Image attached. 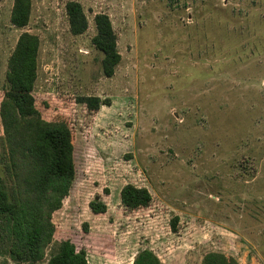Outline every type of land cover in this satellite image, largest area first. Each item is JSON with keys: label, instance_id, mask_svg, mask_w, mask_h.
<instances>
[{"label": "rangeland", "instance_id": "rangeland-1", "mask_svg": "<svg viewBox=\"0 0 264 264\" xmlns=\"http://www.w3.org/2000/svg\"><path fill=\"white\" fill-rule=\"evenodd\" d=\"M15 0L0 1V176L8 150L1 104L20 35L40 39L33 95L42 118L66 122L76 179L55 212L54 242L71 241L89 264H201L220 253L264 264V0H31L29 25L11 24ZM82 5L88 30L70 33L66 5ZM109 16L121 62L102 70L94 18ZM104 104L88 109L84 99ZM127 185L149 207L121 204ZM100 200L104 214L90 203ZM0 213V264H15Z\"/></svg>", "mask_w": 264, "mask_h": 264}, {"label": "trees", "instance_id": "trees-1", "mask_svg": "<svg viewBox=\"0 0 264 264\" xmlns=\"http://www.w3.org/2000/svg\"><path fill=\"white\" fill-rule=\"evenodd\" d=\"M1 1V0H0ZM31 0H15L11 24L25 29L30 22ZM66 13L70 33L81 36L88 30V20L78 2H69ZM96 36L93 46L104 58L102 70L107 78L115 75L121 62L117 35L109 16L94 18ZM40 39L24 32L8 62L7 90L1 104V120L8 150L6 177L10 191L2 188L0 176V213L8 217L11 228L6 234L7 254L15 264H38L54 242L53 214L59 211L70 195L76 179L72 131L66 122L45 121L36 107L33 95L38 76ZM91 111L104 103L99 98L84 99ZM121 204L129 211L147 208L152 196L145 188L125 186ZM94 214H104L107 206L100 200L90 203ZM47 264H89L85 250H78L71 241L58 244ZM134 264H160L151 252L141 253ZM201 264H239L220 253L207 254Z\"/></svg>", "mask_w": 264, "mask_h": 264}]
</instances>
